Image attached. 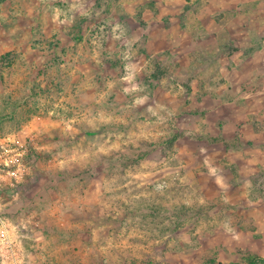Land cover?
<instances>
[{
	"label": "rangeland",
	"instance_id": "obj_1",
	"mask_svg": "<svg viewBox=\"0 0 264 264\" xmlns=\"http://www.w3.org/2000/svg\"><path fill=\"white\" fill-rule=\"evenodd\" d=\"M120 1L0 0V137L24 128L44 146L0 225V264L264 258V170L244 160L264 134L231 151L209 129L221 52L147 47L161 28Z\"/></svg>",
	"mask_w": 264,
	"mask_h": 264
},
{
	"label": "crops",
	"instance_id": "obj_2",
	"mask_svg": "<svg viewBox=\"0 0 264 264\" xmlns=\"http://www.w3.org/2000/svg\"><path fill=\"white\" fill-rule=\"evenodd\" d=\"M120 2L125 7L138 10L136 17H140L141 20L146 19L150 26L155 24L156 28L158 26L161 28L148 31L147 47L170 52L186 48L183 53L189 49L195 55L198 52H208L217 56L221 52V80H217V90L211 94L207 92V98L204 99V101L209 99L212 101L209 112L217 114L213 118L223 122L221 125L214 120L210 122L211 138L220 141L214 145L222 144L225 149L228 145L229 150L232 151V147L226 142L229 138L250 134L251 139H257L264 134V0H121ZM133 14L131 12L127 16L135 17ZM162 20H166L167 24L164 22L161 26ZM163 34L168 37H163ZM195 87H198V84H195ZM196 92L197 89L193 94ZM205 107L207 108L206 105ZM215 130H218V133ZM31 131L33 130H30L29 134L23 128L18 132H11L10 135L17 134L21 139L31 135L37 140L36 148L41 150L40 148L44 146L40 145L38 136ZM252 142L253 146H256V142ZM262 146L264 147V144ZM223 160L235 159L232 154H228L223 156ZM244 160L255 163L248 177L252 178L256 173L264 170V152L261 157L255 156L252 152L248 153L244 156ZM94 182L92 181L91 184L94 185ZM93 185H89L88 190ZM92 206L99 207L98 203ZM51 210L62 211L64 204L54 205ZM77 210L79 211L78 208Z\"/></svg>",
	"mask_w": 264,
	"mask_h": 264
},
{
	"label": "built area",
	"instance_id": "obj_3",
	"mask_svg": "<svg viewBox=\"0 0 264 264\" xmlns=\"http://www.w3.org/2000/svg\"><path fill=\"white\" fill-rule=\"evenodd\" d=\"M37 140L31 135L21 139L17 134L0 138V225L12 223L9 218L12 204L20 197L28 186L32 174V162L38 148ZM4 240L10 243L9 255L16 257L12 248L13 238L9 232Z\"/></svg>",
	"mask_w": 264,
	"mask_h": 264
},
{
	"label": "trees",
	"instance_id": "obj_4",
	"mask_svg": "<svg viewBox=\"0 0 264 264\" xmlns=\"http://www.w3.org/2000/svg\"><path fill=\"white\" fill-rule=\"evenodd\" d=\"M133 160L135 161V160H137V158H134ZM169 213L172 214L173 212L169 211ZM202 264H204V263H202ZM210 264H215V262L210 263ZM250 264H264V258L259 257V256H254L253 258L250 259Z\"/></svg>",
	"mask_w": 264,
	"mask_h": 264
}]
</instances>
